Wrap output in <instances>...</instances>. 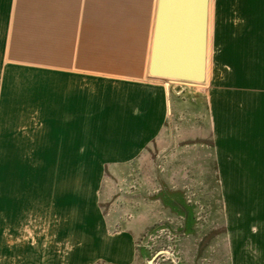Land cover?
<instances>
[{
    "label": "rangeland",
    "instance_id": "1",
    "mask_svg": "<svg viewBox=\"0 0 264 264\" xmlns=\"http://www.w3.org/2000/svg\"><path fill=\"white\" fill-rule=\"evenodd\" d=\"M157 3L0 0V264H105L123 230L132 264H231L232 231L264 261V0H210L202 82L150 75ZM92 18L127 39L102 69ZM137 78L170 113L147 144L119 121Z\"/></svg>",
    "mask_w": 264,
    "mask_h": 264
},
{
    "label": "crops",
    "instance_id": "2",
    "mask_svg": "<svg viewBox=\"0 0 264 264\" xmlns=\"http://www.w3.org/2000/svg\"><path fill=\"white\" fill-rule=\"evenodd\" d=\"M124 35V30H122L118 25L105 23L94 24L92 18L90 23L85 24L81 37L83 45L87 47V58L85 62L87 66L91 65L92 67L99 69L105 68L106 64L104 66L103 63L105 56L103 53H105L108 46H111L112 48L117 50H113L114 57L123 55L124 52L122 51L121 53L118 48L123 47L127 41ZM93 43H96L98 47L95 52H93V50H90V48L93 47ZM95 56H97L96 58H98L99 60L95 61ZM115 67L118 68L117 65H115ZM122 70H125V68L122 67ZM138 81L141 83H136ZM160 82L162 81H154L153 83H150L137 78L129 84V86L131 87H138L139 91L137 95H141L135 97V103L131 105L130 109H123L122 114H120L119 116V121H129L130 125L134 127V130L139 129V134L137 133V135H135L134 133L135 139L131 140L130 143H150L162 131L165 125L167 116L170 113L168 112V107L166 106V89L163 86V83ZM120 126H122V124H120ZM128 152H126L123 156H120L119 159H131L135 157L136 154L128 156ZM234 226L235 225H233V228ZM260 228V237L261 239H264V225L260 226ZM231 238V264H248V243L246 242L244 246H240L239 233L235 231L231 232ZM134 241L135 234L131 233L130 231L124 230L119 233L118 237H115L113 239L108 238V240L102 245L104 250L102 252L112 255V257L102 258L105 259V264H132L136 262L137 256L136 249L133 245ZM261 264H264L263 260L261 261Z\"/></svg>",
    "mask_w": 264,
    "mask_h": 264
},
{
    "label": "water",
    "instance_id": "3",
    "mask_svg": "<svg viewBox=\"0 0 264 264\" xmlns=\"http://www.w3.org/2000/svg\"><path fill=\"white\" fill-rule=\"evenodd\" d=\"M209 7L210 0H158L151 76L193 82L206 79Z\"/></svg>",
    "mask_w": 264,
    "mask_h": 264
}]
</instances>
